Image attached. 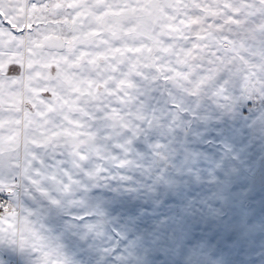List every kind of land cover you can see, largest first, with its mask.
<instances>
[{"label":"snow or ice","instance_id":"1","mask_svg":"<svg viewBox=\"0 0 264 264\" xmlns=\"http://www.w3.org/2000/svg\"><path fill=\"white\" fill-rule=\"evenodd\" d=\"M0 264H264V0H0Z\"/></svg>","mask_w":264,"mask_h":264}]
</instances>
